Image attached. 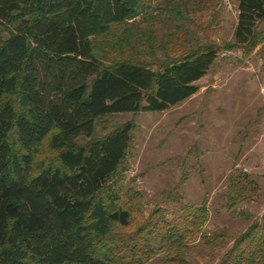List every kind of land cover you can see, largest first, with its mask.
<instances>
[{
	"label": "trees",
	"instance_id": "obj_1",
	"mask_svg": "<svg viewBox=\"0 0 264 264\" xmlns=\"http://www.w3.org/2000/svg\"><path fill=\"white\" fill-rule=\"evenodd\" d=\"M146 1L0 0V264H133L117 261L115 228L132 222L119 176L135 126L96 138L97 123L182 103L218 56L207 47L157 69L130 58L103 66L94 38L135 20ZM238 1L236 43L258 45L264 0ZM47 139L58 155L43 165ZM207 214L206 206L184 212L169 228L162 247H181L171 261L190 264L187 240ZM218 264H264V226L252 224Z\"/></svg>",
	"mask_w": 264,
	"mask_h": 264
},
{
	"label": "rangeland",
	"instance_id": "obj_2",
	"mask_svg": "<svg viewBox=\"0 0 264 264\" xmlns=\"http://www.w3.org/2000/svg\"><path fill=\"white\" fill-rule=\"evenodd\" d=\"M238 21V0H147L135 20L93 40L103 66L130 58L157 69L169 56L207 47L218 53L189 99L97 123L96 138L127 122L135 126L119 176L120 201L132 213L130 225L115 228L119 262L177 264L171 258L181 247L170 251L163 238L181 226L184 212L203 206L207 219L187 240L190 264H218L252 224L264 226V20L255 46L236 43ZM57 155L47 139L37 162ZM149 243L151 254L140 258Z\"/></svg>",
	"mask_w": 264,
	"mask_h": 264
}]
</instances>
